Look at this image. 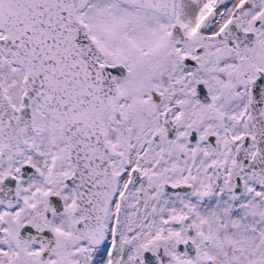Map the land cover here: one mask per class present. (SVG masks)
Instances as JSON below:
<instances>
[{"label":"snow or ice","instance_id":"1","mask_svg":"<svg viewBox=\"0 0 264 264\" xmlns=\"http://www.w3.org/2000/svg\"><path fill=\"white\" fill-rule=\"evenodd\" d=\"M0 264H264V0H0Z\"/></svg>","mask_w":264,"mask_h":264}]
</instances>
